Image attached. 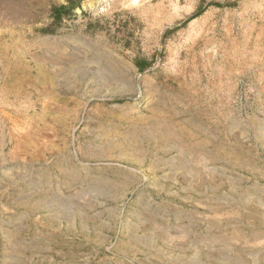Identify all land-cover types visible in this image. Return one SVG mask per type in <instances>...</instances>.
Listing matches in <instances>:
<instances>
[{
  "label": "rangeland",
  "instance_id": "374dc122",
  "mask_svg": "<svg viewBox=\"0 0 264 264\" xmlns=\"http://www.w3.org/2000/svg\"><path fill=\"white\" fill-rule=\"evenodd\" d=\"M0 264H264V0H0Z\"/></svg>",
  "mask_w": 264,
  "mask_h": 264
},
{
  "label": "trees",
  "instance_id": "16d2710c",
  "mask_svg": "<svg viewBox=\"0 0 264 264\" xmlns=\"http://www.w3.org/2000/svg\"><path fill=\"white\" fill-rule=\"evenodd\" d=\"M210 5V4H209ZM67 9V6H65V5H62V6H60L59 8H56V15L57 16H60L61 14H62V11H65ZM203 10H200L199 12H197V13H195V14H193L190 18H188L187 20H186V22H189V21H191V20H193V19H195V18H197L199 15H201L203 12H202ZM59 12V13H58Z\"/></svg>",
  "mask_w": 264,
  "mask_h": 264
},
{
  "label": "bare ground",
  "instance_id": "6f19581e",
  "mask_svg": "<svg viewBox=\"0 0 264 264\" xmlns=\"http://www.w3.org/2000/svg\"><path fill=\"white\" fill-rule=\"evenodd\" d=\"M110 88V87H109ZM116 91V90H115ZM119 169H117V168H115L114 169V171H117V172H121V171H123L124 169L122 168V167H118ZM211 211V210H210ZM227 213V212H226ZM228 214V213H227ZM231 215H232V213H231ZM230 215V216H231ZM212 216V215H211ZM207 217H208V215H207ZM229 218V217H228Z\"/></svg>",
  "mask_w": 264,
  "mask_h": 264
},
{
  "label": "crops",
  "instance_id": "0c3cea01",
  "mask_svg": "<svg viewBox=\"0 0 264 264\" xmlns=\"http://www.w3.org/2000/svg\"><path fill=\"white\" fill-rule=\"evenodd\" d=\"M202 14H203V13H202ZM202 14H201V15H202Z\"/></svg>",
  "mask_w": 264,
  "mask_h": 264
}]
</instances>
